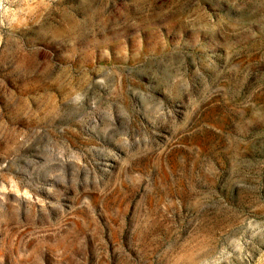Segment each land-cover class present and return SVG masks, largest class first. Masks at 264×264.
Masks as SVG:
<instances>
[{"label": "rangeland", "instance_id": "rangeland-1", "mask_svg": "<svg viewBox=\"0 0 264 264\" xmlns=\"http://www.w3.org/2000/svg\"><path fill=\"white\" fill-rule=\"evenodd\" d=\"M0 264H264V0H0Z\"/></svg>", "mask_w": 264, "mask_h": 264}]
</instances>
